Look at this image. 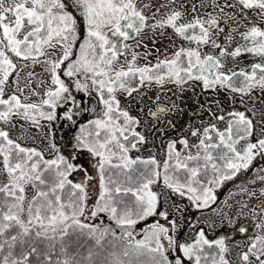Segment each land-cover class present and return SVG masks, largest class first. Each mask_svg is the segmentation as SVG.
Segmentation results:
<instances>
[{"label": "snow or ice", "instance_id": "obj_1", "mask_svg": "<svg viewBox=\"0 0 264 264\" xmlns=\"http://www.w3.org/2000/svg\"><path fill=\"white\" fill-rule=\"evenodd\" d=\"M257 157L264 0H0V264H264Z\"/></svg>", "mask_w": 264, "mask_h": 264}, {"label": "rangeland", "instance_id": "obj_2", "mask_svg": "<svg viewBox=\"0 0 264 264\" xmlns=\"http://www.w3.org/2000/svg\"><path fill=\"white\" fill-rule=\"evenodd\" d=\"M80 99H81V96L78 97V100H80ZM82 99H83V103L85 105H88L91 103L87 96H82ZM191 106H192L191 103H189V107H191ZM84 115H86L88 118H90V114H84ZM179 126L180 125L178 124L177 128H179ZM65 127H66L65 119L61 115V117L57 121L54 122V126H53V129L51 132V135H53L55 137V140H56V136L58 134H60L62 131H64L63 129ZM169 135H171V133H169ZM85 162H87V166L90 167L91 164L88 161H85L83 159V163H85ZM258 168H264V160H262L259 157L254 159L249 170H242L241 173H239L237 175V177H234L232 180L225 182L221 188L216 190L217 201L214 202L212 205H210V209H217L218 210L219 206L224 202L225 197L229 194V192H235V189L238 186L251 184V182L253 181V179L256 176V170ZM204 214L207 215L208 217H212V215H213L211 210H204Z\"/></svg>", "mask_w": 264, "mask_h": 264}, {"label": "trees", "instance_id": "obj_3", "mask_svg": "<svg viewBox=\"0 0 264 264\" xmlns=\"http://www.w3.org/2000/svg\"><path fill=\"white\" fill-rule=\"evenodd\" d=\"M65 125H66V127L63 129L64 131H62L60 134H58L56 136V142L61 145L62 149L66 153L67 152H73L72 143L74 142L73 138L75 136V133L77 131L78 126L71 124V122H69L67 120H65ZM77 151H79V150H77ZM75 154L76 153L73 152V155H75ZM83 159L85 161H88L91 164V162L88 160L87 154L81 152L80 157H79V160L81 163H83Z\"/></svg>", "mask_w": 264, "mask_h": 264}]
</instances>
